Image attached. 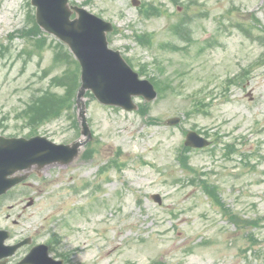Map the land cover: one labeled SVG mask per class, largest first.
I'll use <instances>...</instances> for the list:
<instances>
[{
    "label": "rangeland",
    "instance_id": "374dc122",
    "mask_svg": "<svg viewBox=\"0 0 264 264\" xmlns=\"http://www.w3.org/2000/svg\"><path fill=\"white\" fill-rule=\"evenodd\" d=\"M30 1L0 0V134L4 136L29 133L31 127L16 113L32 95L51 91L50 78L60 71L51 66L54 47L30 57L21 51L27 43L10 36L28 23ZM143 2L159 5L161 15H139ZM70 4L111 21L119 30L110 34V46L122 51L135 70L147 64L145 73L160 74L173 87L149 105V116L158 118L155 124L137 111L85 97L97 149L93 156L84 158L81 153L67 166H33L26 183L0 200V228L13 233L8 242L33 238L12 261L36 242L47 243L54 233L62 237L56 250L68 253L73 264L157 260L264 264V254L258 256L264 251V40H248L228 28L226 21L229 12L240 18L254 12L264 26V0H180L181 5L140 0L139 7L132 0H70ZM187 4V14L193 15L190 43L177 38L171 28ZM136 33H149L151 42H138ZM238 74L241 78L232 80ZM199 100L203 106L192 112ZM73 112L66 108L61 117L37 127V134L58 144L73 142L77 134ZM171 116H182L181 123L166 124ZM189 129L208 132L211 140L221 137L216 138L222 139L219 144L213 143L214 151L193 150L189 161L208 172L219 184L224 203L244 220L255 221V226L238 229L230 224L200 187L187 181L177 155ZM225 143L235 144L240 152L228 157ZM112 157L124 161L125 168L112 165L99 173ZM248 161L255 168L246 165ZM158 193L163 196L159 205L151 197Z\"/></svg>",
    "mask_w": 264,
    "mask_h": 264
},
{
    "label": "water",
    "instance_id": "95a60500",
    "mask_svg": "<svg viewBox=\"0 0 264 264\" xmlns=\"http://www.w3.org/2000/svg\"><path fill=\"white\" fill-rule=\"evenodd\" d=\"M67 2L32 0L37 10L36 21L46 32L53 33L67 43L82 64V85L77 98L85 139L63 145L54 144L45 136L31 139L0 136V195L28 176L27 173L16 174L22 170H30L33 166L41 169L55 163L67 165L78 158L81 147L92 137L83 99L87 89H91L101 102L122 106L127 110L137 108L133 96H144L148 101L157 96L153 84L148 80L140 81L138 73L123 60L120 51L109 49L106 32L113 30L111 23L90 14L84 8H69ZM73 9L79 16L71 21ZM179 120L170 119L168 123L176 124ZM207 144L209 142L205 138H200L193 131L187 135L186 145L201 147ZM154 197L161 202L159 195ZM8 235L7 231L0 230V258L14 254L24 244L6 246L4 241ZM0 264H7V260ZM17 264H63V260L51 258L48 247L41 244Z\"/></svg>",
    "mask_w": 264,
    "mask_h": 264
},
{
    "label": "trees",
    "instance_id": "16d2710c",
    "mask_svg": "<svg viewBox=\"0 0 264 264\" xmlns=\"http://www.w3.org/2000/svg\"><path fill=\"white\" fill-rule=\"evenodd\" d=\"M170 1L174 3L179 2V0ZM143 12L145 16L149 17L150 14H159L160 9L158 7L146 8ZM184 15L185 16L183 17V19L174 25V33L177 36L181 37L184 41L186 40L190 42L192 40L189 26V20L191 19V17L186 13ZM32 21V27L24 29L20 31V33L26 39H28V41L33 45L36 50L39 51L46 44V37L44 35V32H42L39 26H37L36 21H34V16H32ZM242 22L243 21H236L234 24L236 27L241 29L243 24ZM251 32L252 30L250 31V33ZM139 39L143 40L141 36L139 37ZM32 52L35 51L32 50ZM54 64L65 66L63 70V76L54 78L51 84L59 88H64V93L58 94L53 91H47L41 96L39 95L33 100H31L32 102L30 103V105H28L27 110L25 111V113L35 112V115L31 118L30 123L39 121L42 123V121H49L53 117L60 116L64 109H70L73 106L74 97L79 86V65H77L76 60L71 56V54H69L68 51L64 50L63 48L56 53L54 57ZM152 81L154 82V84H156L160 93H162L163 89H165L166 86L169 85H164L160 80L156 78H153ZM147 112L148 106L147 104H143V106H141L140 113L144 116V114H146ZM185 160H187L186 157ZM185 160H182V162L184 163L186 168L190 171L192 170L191 172L196 173L195 171H193L192 167L190 168L187 165V162ZM199 182L203 184L205 191L207 192V194L210 195L211 199L221 206L223 216H225L226 218L228 217L230 222L235 224L236 227L243 228L244 224H246L247 226L256 225L255 221H244L239 214L236 215L229 207L223 205L217 192V186L212 185L210 183L208 184V181L205 179H199Z\"/></svg>",
    "mask_w": 264,
    "mask_h": 264
}]
</instances>
